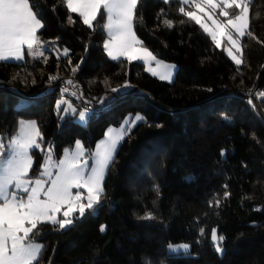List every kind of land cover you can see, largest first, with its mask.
Returning a JSON list of instances; mask_svg holds the SVG:
<instances>
[{
    "label": "trees",
    "instance_id": "trees-1",
    "mask_svg": "<svg viewBox=\"0 0 264 264\" xmlns=\"http://www.w3.org/2000/svg\"><path fill=\"white\" fill-rule=\"evenodd\" d=\"M30 3L43 17L38 35L48 58L0 62V135L7 139L19 119H34L41 145H54L57 157L77 139L91 150L126 114L147 120L120 143L94 214L86 211L65 230L38 226L36 239L47 247L36 264H264V103L252 97L264 87V43L244 37L237 66L179 12L186 8L180 0H140L134 31L144 47L176 64L167 82L138 61L107 57L102 9L90 29L63 0ZM250 30L264 42V0L250 5ZM68 80L82 85L71 100L95 113L85 124L55 110ZM125 81L132 95L105 109L119 95L111 88ZM32 156L36 177L43 151ZM149 213L152 219H142ZM214 228L224 236L222 253L211 241ZM176 243L190 250L166 249Z\"/></svg>",
    "mask_w": 264,
    "mask_h": 264
},
{
    "label": "snow or ice",
    "instance_id": "snow-or-ice-1",
    "mask_svg": "<svg viewBox=\"0 0 264 264\" xmlns=\"http://www.w3.org/2000/svg\"><path fill=\"white\" fill-rule=\"evenodd\" d=\"M63 3L69 12L82 18L83 23L90 29L94 28L93 22L103 9L106 17L104 28L108 36L103 47L108 56L113 60L123 57L129 62L143 61L152 75L171 81L175 66L158 61L155 55L143 46L134 31L140 0H63ZM181 3L185 6L194 5L196 11H186L185 7L181 6L179 12L200 25L203 31L211 36L217 48L221 47L224 38L227 39L230 45L227 55L237 66L243 63L244 37L264 43L250 30V5L253 0H181ZM221 5L223 17L230 16L228 9L235 8L238 12L225 22H218L211 14L206 13L214 28L203 23L202 17L197 14L205 12V6L215 10ZM68 21L74 23L71 16ZM163 23L168 27L173 26L171 20L165 19ZM44 27L42 14L34 11L30 0H0V62L24 60L26 49L33 59L43 58L46 63L48 57L45 55L44 42L38 35ZM56 51L59 59V50ZM62 54L68 57L69 52L63 49ZM153 61L156 62L157 69L162 68L164 71L158 72L154 69ZM68 63L71 64V59ZM78 68L79 65H76L71 70L75 73ZM57 78L54 75L50 80ZM66 83L73 85L72 80ZM130 88L132 85L127 81L120 87H112L111 91L119 95L109 100L105 109L114 107L132 95L128 92ZM63 91L67 93L68 89ZM259 95L264 96V93ZM25 102L20 101L21 106ZM99 102L104 103L103 100ZM62 105L65 107L62 108ZM56 109L58 113L63 111L77 116L80 122L95 116V113L89 115L90 110L87 108L77 112L66 99L58 101ZM138 123H147V120L143 115L136 114L125 119L119 129L109 128L105 139L96 144L94 151L87 149L82 141L76 140L74 148L64 149L61 158H57L54 145H49L39 176L35 179L29 175L34 163L31 152L33 149L43 150L40 143L43 134L37 123L20 121L18 131L8 139L6 145L0 135V264H36L43 250V245L36 240L39 225L49 224L65 230L73 225L74 220L84 218L86 211L94 214L100 208L105 195L104 179L115 161L117 148L125 136H130L131 130ZM5 147L6 154L3 152ZM73 189H76L75 193ZM81 189L87 192L86 196ZM218 204L219 202L217 206ZM152 218L150 213L142 217ZM104 230L102 226L101 231ZM223 240L224 236H218L214 228L211 231V241L217 252H223ZM169 247L173 251L177 250L172 245ZM179 248L186 252L190 250L187 244L180 245Z\"/></svg>",
    "mask_w": 264,
    "mask_h": 264
},
{
    "label": "rangeland",
    "instance_id": "rangeland-1",
    "mask_svg": "<svg viewBox=\"0 0 264 264\" xmlns=\"http://www.w3.org/2000/svg\"><path fill=\"white\" fill-rule=\"evenodd\" d=\"M181 1V0H180ZM223 7V5H221V7L220 8H217V9H215V10H211V9H208L207 8V6H205V12H197V14L198 15H200L201 17H202V22L203 23H205L208 27H210V28H214V25L212 24V21L211 20H209L208 19V15L206 14V13H209V14H211L212 15V17H213V19H216L218 22H225L226 21V19H228V18H231L232 16H234L237 12H238V10L237 9H235V8H231V9H228V11H229V13H230V16L229 17H223L222 15H221V8ZM103 10V9H102ZM185 10L186 11H189V10H191V11H196V9H195V7H194V5L193 6H186V8H185ZM82 19V18H81ZM83 21V20H82ZM106 24V17H105V20H104V24H103V29H104V33H105V37H104V41H103V45H104V43L107 41V39H108V36H107V34H106V30H105V28H104V25ZM200 26V25H199ZM201 28V27H200ZM202 29V28H201ZM203 30V29H202ZM206 33V32H205ZM210 38H211V36L208 34V33H206ZM212 39V38H211ZM213 41V40H212ZM214 42V41H213ZM214 44H215V42H214ZM228 47H230V45H229V43H228V41H227V39L226 38H224L223 40H222V43H221V49L225 52V54L227 55V49H228ZM104 48V47H103ZM104 51H105V54L107 55V57L109 58V59H111V60H113L111 57H109L108 56V54H107V51L104 49ZM151 51V50H150ZM152 52V51H151ZM153 53V52H152ZM25 55H27L29 58H32L30 55H28V53H27V50L25 49ZM153 55H155L154 53H153ZM228 56V55H227ZM155 57L157 58V60L158 61H160L162 64H165V65H169V66H175V68H174V70L172 71V77H171V80L174 78V75H175V72H176V68H177V66H176V64L174 63V62H171V61H166V60H163V59H161L159 56H157V55H155ZM229 57V56H228ZM230 58V57H229ZM33 59V58H32ZM120 59H125V58H123V57H121ZM231 59V58H230ZM24 60H25V58H24ZM24 60H21V61H14V60H9V61H11V62H22V61H24ZM133 61H138V60H133ZM138 62H140V63H142L143 64V68H144V70L147 72V73H149L150 75H152V73L148 70V66L145 64V62H143V61H138ZM233 62V61H232ZM234 63V62H233ZM235 64V63H234ZM236 65V64H235ZM152 67L154 68V69H156L158 72H160V71H164V69H162V68H159V69H157L156 68V62L155 61H153L152 62ZM152 76H154V75H152ZM154 77H157L158 79H160L159 78V76L157 75V76H154ZM160 80H162V79H160ZM163 81H167V82H170L169 80H163ZM129 83V82H128ZM130 84V83H129ZM123 85V84H122ZM121 86V85H120ZM120 86H118V87H120ZM62 89V88H61ZM131 89V88H130ZM129 90V89H128ZM62 93L64 94H62V95H60L57 99H56V101H55V110H56V112H57V109H56V105H57V103H58V101H60L61 99H66L69 103H71L75 108H76V110H77V112H79V111H82V110H84V109H86V107L82 104V103H80L79 105L77 104V103H75L74 101H72L71 100V98H69V97H67V96H65V92L62 90ZM252 97H254L253 95H252ZM255 99V98H254ZM252 102V101H251ZM259 102H261L262 103V101H259ZM258 102V103H259ZM264 103V102H263ZM62 108L63 107H65V106H61ZM264 112V111H263ZM57 114H59V116H60V119H63V117H65V115H66V113H64L63 111H61V112H57ZM136 114H140V113H134V114H126V115H124L121 119H120V121H119V123L118 124H116V125H108L106 128H105V130H104V132H103V135L95 142V144H94V146H93V148L91 149V151H94L95 150V146H96V144L97 143H99L102 139H105V136H106V132H107V130L109 129V128H113V129H119L120 128V126H121V124L123 123V121L125 120V119H127V118H129L130 116H135ZM74 119L77 121V122H79V123H81V124H85V121L84 122H80L79 121V119H78V117L77 116H74ZM20 121H35L34 119H27V118H25V119H23V118H21V119H19L18 120V123H17V130H16V132L18 131V127H19V122ZM36 122V121H35ZM16 132L13 134V135H15L16 134ZM12 135V136H13ZM12 136H10V137H12ZM9 137V138H10ZM9 138H7V139H4V143H5V145L8 143V139ZM77 140H79V139H77ZM81 141V140H80ZM74 144H75V142H74ZM74 144L72 145V146H70V147H65V148H63V150L64 149H72V148H74ZM49 145H46L45 147H43L42 145H41V147H42V151H43V161H44V159L46 158V154H47V147H48ZM119 147V146H118ZM118 149V148H117ZM41 150V149H40ZM63 150L61 151V153L59 154V156H57V158H61V156H62V152H63ZM3 152L6 154L7 153V147H5L4 149H3ZM31 155H32V152H31ZM32 159H33V156H32ZM43 161H42V163H43ZM89 164H91V160H89ZM42 165V164H41ZM40 170H41V167H40ZM39 173H40V171H39ZM39 173H38V175L36 176V177H32V176H30L31 178H33V179H35V178H37L38 176H39ZM30 175V174H29ZM85 196L87 195V192L85 191V190H83V189H81L80 190ZM73 192L75 193L76 192V189H73ZM86 202V201H85ZM63 211V210H62ZM61 215H62V213H61ZM39 243H41L42 245H43V250H42V252H41V254H40V256L39 257H41L42 255H45V251H46V247H47V242H44V241H40V240H38V239H36ZM170 245H172V246H174L177 250L176 251H178V250H181V248H179V246L180 245H184V243H176V244H168L167 246H166V249L168 250V251H173L172 249H170ZM214 248H215V246H214ZM216 249V248H215ZM218 253H221V252H218ZM38 257V258H39Z\"/></svg>",
    "mask_w": 264,
    "mask_h": 264
},
{
    "label": "built area",
    "instance_id": "built-area-1",
    "mask_svg": "<svg viewBox=\"0 0 264 264\" xmlns=\"http://www.w3.org/2000/svg\"><path fill=\"white\" fill-rule=\"evenodd\" d=\"M72 81H73V85H68L67 83H64L61 86L62 90H64L65 88L68 89V92L65 94L67 97L71 99L78 97L80 89L82 88V85L78 80H72ZM262 89H264V87ZM262 89L252 91V95L254 96L253 98H255V100L264 102V96L259 95L260 93H262ZM73 93H75V95H73ZM88 109L90 111L93 110L91 107H89Z\"/></svg>",
    "mask_w": 264,
    "mask_h": 264
},
{
    "label": "bare ground",
    "instance_id": "bare-ground-1",
    "mask_svg": "<svg viewBox=\"0 0 264 264\" xmlns=\"http://www.w3.org/2000/svg\"><path fill=\"white\" fill-rule=\"evenodd\" d=\"M262 93H264V89L262 90ZM263 102V101H262Z\"/></svg>",
    "mask_w": 264,
    "mask_h": 264
}]
</instances>
